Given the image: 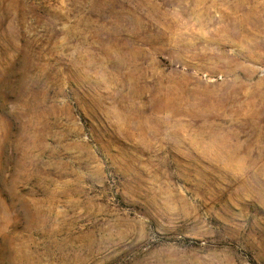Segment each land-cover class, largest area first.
Listing matches in <instances>:
<instances>
[{
	"label": "rangeland",
	"instance_id": "rangeland-1",
	"mask_svg": "<svg viewBox=\"0 0 264 264\" xmlns=\"http://www.w3.org/2000/svg\"><path fill=\"white\" fill-rule=\"evenodd\" d=\"M0 264H264V0H0Z\"/></svg>",
	"mask_w": 264,
	"mask_h": 264
}]
</instances>
